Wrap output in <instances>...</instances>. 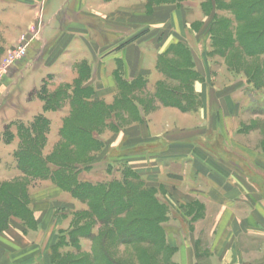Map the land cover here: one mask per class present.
Returning <instances> with one entry per match:
<instances>
[{
  "label": "rangeland",
  "instance_id": "1",
  "mask_svg": "<svg viewBox=\"0 0 264 264\" xmlns=\"http://www.w3.org/2000/svg\"><path fill=\"white\" fill-rule=\"evenodd\" d=\"M64 1L0 0V155H2L0 203L3 197H7L4 196L5 191L14 188L24 204L27 203L29 208H32L36 223L33 228L37 227V220L43 225L28 239L32 244L45 245V259L48 263L50 261L51 264H73L74 261L80 260V264H178L175 261V249L169 244V239L172 238L169 233L173 227L169 216L171 205L160 202L158 186L153 182L152 186L148 185L141 173V162L132 164L138 169L137 172L129 168L126 161L127 158H139L144 149H152L151 146L143 145L141 127L135 124L142 120V106L146 113L157 108L156 86L150 85L147 81L148 85L144 91L135 93L134 108L131 104H129L130 108H126L122 105L125 104L123 98L125 92L118 88L116 79L117 94L113 104H108L95 98L96 84L91 75V68L87 61H78L76 58L82 53L80 48H76L75 58L71 57L72 54L70 58L65 59L62 54L66 51L61 43L57 42L52 48L50 44L41 42V39H45V42L51 41L52 32L47 33V31L56 28L58 31L67 32L65 41L67 44L74 37H78L77 32L82 33V24L80 23L79 26L78 22L83 17L86 27L89 28L84 32H88L87 36L90 39L94 38V33H100L103 38H106L107 34L113 38L120 36L130 38L132 31L136 36L141 30L140 22L149 23V27L146 28H149L147 32L151 34L153 29H157L153 27L156 24L153 23L156 17L158 19L160 14H167L164 23H158L160 27L155 35L163 34L167 37L171 32H176L178 29L175 27V20L172 23L171 21L175 17L177 20L180 19L183 30L187 31L192 39L195 37L198 39L195 48L197 46L196 51L205 61L203 67L210 68L211 76L217 78L218 84H223L225 80L227 82L228 76L222 75L220 71L228 62L232 67L237 68V72L242 77L248 79L247 73L252 74L260 62L263 64L264 57L261 55L253 57L244 51L233 50V55L234 52L240 53V58L238 60L231 56L227 62L224 56L213 52L214 38L224 31L227 37L235 38L240 35V31L264 26V0H261V3L259 0H147L146 10L141 8L142 0H133V17H130L129 11H125L116 13V19L107 13L102 15L99 12H90L94 2L103 5L111 0H70L52 23V14ZM79 4L81 6L77 8ZM237 5L248 6L258 13H250L245 18L242 16L243 21L238 29L234 25L227 27V21L231 24L235 20L232 7H238ZM78 11L82 12L78 13ZM129 20L134 21L132 27L129 26ZM48 22L52 23V30L46 28L44 34ZM72 46L79 47L78 43ZM182 54L187 63L184 51ZM257 80L262 87L254 89L253 86H249L247 91L250 105L246 109V114L252 118L245 125V129L250 131L260 127L264 135V75ZM165 83L169 89L181 87L183 92L189 85H193V81L189 85L186 83L182 85L181 82L171 79ZM188 89L192 90V87ZM88 97L92 102L84 101V98ZM73 98L85 103L79 112L72 109ZM260 116H262L260 124L257 120L253 121L259 119L255 117ZM67 122L87 126L91 131L90 134L99 141L96 145L97 149L94 152H87L79 146L66 144L61 135ZM27 134H31L32 140L41 139L36 147L42 151L43 159L46 163L50 162L49 165L53 170L59 168L51 161H67L69 152L74 153L70 157L72 160L77 159L87 165L90 164L79 167L81 169L79 180L82 182L93 185L123 182L130 174L129 184L138 193L145 195L144 205L136 207L130 217L145 218L149 211L152 209L157 211L160 208L165 213V218L160 220L159 229L160 232L162 230L166 249L158 251L153 245L135 241L137 236L130 234L120 238L112 233L107 237V234L111 233L109 230L112 226L104 227L98 222L90 231L98 235L95 241L77 235L72 239L76 243L69 242L74 225L90 223L80 216L85 212L86 214L91 212V206L75 198L69 191L59 187L50 179H34L22 172L17 156L25 146ZM158 148L156 145L153 150ZM85 166L88 168H84ZM4 185L6 187L3 189ZM152 199H157L158 207L152 206ZM15 212L19 217L26 216L25 205L23 208L17 206L16 211L0 204V234L5 231L3 229L6 226H9L8 219ZM19 217H11V219L17 218V221H22ZM185 222L190 221L184 219L180 224ZM133 225V229L140 234L148 224L144 220ZM123 229L125 230V227ZM150 231L155 232L153 228H150ZM131 240L133 242H130ZM198 252L200 253V250Z\"/></svg>",
  "mask_w": 264,
  "mask_h": 264
},
{
  "label": "crops",
  "instance_id": "2",
  "mask_svg": "<svg viewBox=\"0 0 264 264\" xmlns=\"http://www.w3.org/2000/svg\"><path fill=\"white\" fill-rule=\"evenodd\" d=\"M69 1L65 0L52 14V23ZM133 3V0H111L103 5L94 2L90 12L107 13L116 19V13L129 11L133 17ZM140 5L146 10L147 0ZM167 17V14L156 17L153 27L157 29L151 34L145 21L146 24L139 23L142 26L139 25L141 30L136 36L132 31L130 38H113L108 34L103 38L94 33L93 39L84 32L89 28L81 17L78 25L82 24L83 31L77 32L78 37L67 42L68 45L67 32L52 30V23L48 22L43 33L50 28L52 31L47 33L52 32V39L41 42L52 48L61 43L65 59L72 54L75 58V50L80 48L82 53L76 58L87 61L91 68L95 98L108 104H113L117 94V71L128 82L143 78L157 87L169 80L159 69L160 60L171 47L183 45L188 50L187 65L195 74L192 92L198 95L199 107L184 112L158 102L155 110L146 113L142 106V120L135 125L141 127L143 145L152 149H144L142 156L126 161L137 172L132 164L141 162V173L148 185L153 182L158 186L160 202L171 205L169 216L173 227L169 244L175 249L178 264H264V135L260 127L245 129L252 118L246 114L250 105L247 91L252 85L227 64L220 71L227 74V82L218 84L210 68L203 67L205 61L195 48L198 39H192L183 30L180 19L175 17L171 21L175 20L176 32L167 37L155 35L158 23H164ZM133 22L129 20L130 27ZM75 43L79 47L72 46ZM169 57L176 58L173 54ZM255 118H259L253 120L258 124L262 122V116ZM156 145L162 149L153 150ZM184 219L190 221L182 224L185 227L180 224ZM42 225L37 220V227L29 228L17 218L11 219L0 234V264H49L45 245L29 240Z\"/></svg>",
  "mask_w": 264,
  "mask_h": 264
},
{
  "label": "trees",
  "instance_id": "3",
  "mask_svg": "<svg viewBox=\"0 0 264 264\" xmlns=\"http://www.w3.org/2000/svg\"><path fill=\"white\" fill-rule=\"evenodd\" d=\"M261 2L262 1L259 0V3ZM237 6L238 7H232V11L235 12V20H233L231 24L230 21H227V27H230L229 25H234V27L238 29L239 24L243 21L241 19L242 16H244L245 18L249 16L250 13H258V11H254L248 6ZM217 23L219 24L220 22ZM222 25L224 27L223 23ZM227 36L228 35L225 33V31L223 32V34L220 32V34L217 35L213 41V46L215 48L213 52H217L218 54L224 56L227 62L229 61V58L231 56L239 60L240 53L234 52L233 55V50L244 51L246 54L253 57H258L260 55L264 57V26L260 28H253L244 32L240 31V35L235 38L233 36ZM183 51L188 63V56H186L188 54V50L183 45L179 44L171 47L167 55L162 57L159 63V69L169 79L177 80L178 82H181L182 85L185 83L189 85V83L193 81V78H195V74L191 69H189L187 63L185 62V58L183 57L184 55L182 54ZM172 54L175 55L176 58H168V55ZM227 65L234 71H237V68L232 67L229 62L227 63ZM263 75L264 63L262 64L261 62L260 65L257 66V68L254 70V72H252V74L247 73L249 83L253 86L254 89H259L262 87L260 86L259 80L257 79L262 78ZM116 79L118 81V88L120 90L122 89L125 92V96L123 97L122 95V97L125 98V104L122 103V105L124 107L126 106V108H130L131 106L129 104H131L132 108H134V96H136L135 93L141 90L144 91L147 85V81L143 78H139L133 82H128L123 78L120 72H117ZM188 87L192 86L189 85ZM188 87L186 88V90L188 89ZM190 89L183 92L184 90L181 87L178 89H169L166 83H159L156 87L155 96L158 102L163 105H172L184 112H190L196 110L200 104L198 95L194 94ZM122 97L120 98L121 100L123 99ZM84 99L85 102H92L89 97ZM71 101L73 104L72 109L73 111L76 110V112H79L81 107H83L82 105L85 104L80 103L79 99L75 100V98H73ZM90 133L91 131L85 125L67 122L65 123V127L62 131L61 137L65 141V143L69 144L70 146H79L84 151L94 152L97 149L96 145L97 143H99V141ZM26 136L27 139H25V146H23L22 150L18 153L17 156L19 168L22 170V172L26 176L32 177L34 179H50L59 187L69 191L75 198L83 202H87L91 206V212L87 214L85 212L83 216H80L81 219L86 218L90 223L80 225L77 222L78 225H74L71 237L69 238V242L76 243L75 241H72V239L73 236L75 237L77 235H80V237L84 238L89 237V239L95 241V239L97 238L96 236L98 235L90 231L92 230L93 225L97 224L98 222L104 227L109 225L112 226L109 230L111 233H106L107 237L112 233H115V235H118L120 238H123L125 234H130L132 236H137L136 239H134L135 241L153 245L158 248V251L166 249L164 240L162 239V230L160 232L159 229L161 222L160 220H162L161 218H165V213H163L160 208L158 209L161 212L159 210L156 211L155 209H152L151 211H149L147 217L145 218L130 217V215L134 213L135 208L142 207L145 201L143 200L145 199V195L141 192L138 193L129 184L130 174L126 176V179L123 182H112L110 184L100 185H93L91 183L82 182L79 180V172H81V169L79 167L85 164L87 165V163L80 160L78 161L77 159L72 160L70 157L74 153L69 152L67 153V161H51L52 164L56 165L57 168H59L58 170H53L49 165L50 162L46 163V161L43 159L42 151H40L36 147L40 144L41 139H39L38 141L32 140L31 134H27ZM87 166H85L84 168H88ZM5 187L6 186L4 185L3 189ZM4 196L7 197H1V205H3L4 207H8V209L13 208L16 211L17 206H19V208H23V205H25L26 212V216L21 217L17 216V212H15V214H12L8 219L7 225L9 224L11 217H19V219L22 220L25 226L29 228L35 227L36 223L33 218L32 211L27 203L24 204L23 199L18 195L16 189H8L7 191H5ZM152 203V206L156 207V203L159 202H157V199H152ZM140 220L143 222L145 220L148 225H145L146 229L144 228V230H141L139 234L135 229H133V224L135 222L140 223ZM7 227L8 226H6L3 230H6ZM123 227H125V230L123 229ZM150 228H153L155 232H151ZM83 231L86 233H83ZM63 240H65V238ZM130 242L133 241L131 240ZM80 262V260H77L72 263L80 264Z\"/></svg>",
  "mask_w": 264,
  "mask_h": 264
}]
</instances>
